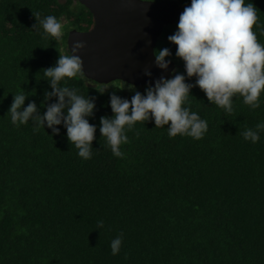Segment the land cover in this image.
<instances>
[{
    "label": "trees",
    "instance_id": "obj_1",
    "mask_svg": "<svg viewBox=\"0 0 264 264\" xmlns=\"http://www.w3.org/2000/svg\"><path fill=\"white\" fill-rule=\"evenodd\" d=\"M177 1L182 12L190 5ZM249 2L264 25V0ZM49 15L66 21L65 43L70 30L93 26L77 0H0V264H264V131L256 143L243 137L264 122V94L255 109L234 95L231 113L210 102L168 39L177 21L164 28L155 53L168 49L166 60L190 86L186 106L207 122V132L199 140L170 137V125L136 122L125 130L124 157H116L101 119L114 117L113 95H133L115 85L106 91L82 74L57 87L94 104L85 160L63 120L51 128L43 121L57 103L44 71L69 54L60 38L44 33L41 21ZM258 41L264 44V34ZM20 93L26 98L18 111L29 104L36 110L17 126L10 108ZM121 234L113 255L111 242Z\"/></svg>",
    "mask_w": 264,
    "mask_h": 264
},
{
    "label": "clouds",
    "instance_id": "obj_2",
    "mask_svg": "<svg viewBox=\"0 0 264 264\" xmlns=\"http://www.w3.org/2000/svg\"><path fill=\"white\" fill-rule=\"evenodd\" d=\"M257 13L258 9L249 0H190V5L179 16L176 32L168 38L176 46V56L183 61L186 76L195 77L196 86L207 99L227 113L233 110L234 95L243 97V102L255 109L264 94V44L258 41V33L264 34V25L258 22ZM41 24L48 36L57 39L63 36V25L55 16L45 17ZM83 48L82 42H74L72 52ZM168 56V49L155 53L159 68H167ZM44 75L51 80L52 95L57 97V103L47 108L43 121L51 128L63 120L68 140L78 149L79 157L90 159L95 128L86 117L92 114L94 104L67 86L57 87L65 78L82 76L80 57L60 55L57 65L45 70ZM184 80L185 76L175 75L156 82L144 95L136 93L131 100L115 95L110 98L114 117L102 118L100 131L114 156L124 157L120 146L128 143L126 128L149 119L156 127L170 125L167 129L170 137L203 138L207 122L186 106L190 86ZM25 98L22 93L15 95L10 108L11 121L17 126L27 122L36 110L34 104H29L22 112L18 111ZM261 131H264V122L256 125V131L245 130L243 137L256 143ZM121 244L122 234L111 242L113 255L119 253Z\"/></svg>",
    "mask_w": 264,
    "mask_h": 264
},
{
    "label": "water",
    "instance_id": "obj_3",
    "mask_svg": "<svg viewBox=\"0 0 264 264\" xmlns=\"http://www.w3.org/2000/svg\"><path fill=\"white\" fill-rule=\"evenodd\" d=\"M93 17V26L82 32L72 29L66 38L69 54L82 61V74L98 85L120 81L143 88L174 77L176 65L166 69L155 61V47L165 27L182 14L177 0H77ZM84 48L72 52L74 42Z\"/></svg>",
    "mask_w": 264,
    "mask_h": 264
},
{
    "label": "rangeland",
    "instance_id": "obj_4",
    "mask_svg": "<svg viewBox=\"0 0 264 264\" xmlns=\"http://www.w3.org/2000/svg\"><path fill=\"white\" fill-rule=\"evenodd\" d=\"M59 2H61V3H63L65 0H58ZM75 3H74V6H73V9H75ZM61 23H62V25H63V36H64V26L66 25V21L64 20V19H62V21H61ZM63 36L60 38V40L63 42L62 43V51L63 52H66V51H68L67 50V44L65 43V41H63ZM66 46V47H65ZM175 73H176V70L174 71V76H175ZM113 85H115L116 87H119V89H121V90H123V91H125V92H127V93H125V95L128 97V98H130V95L132 94L133 96L136 94V93H140L141 95H144L145 93H146V90L148 89V87H145V88H142V90H133V89H131V90H129V89H126V88H124L125 86L123 85V83H111V84H108V85H105L104 87H103V89L104 90H112V89H114L115 87H110V86H113ZM131 93V94H130Z\"/></svg>",
    "mask_w": 264,
    "mask_h": 264
}]
</instances>
